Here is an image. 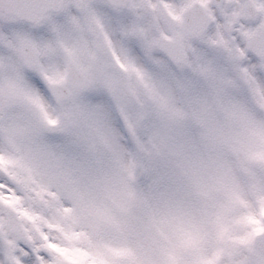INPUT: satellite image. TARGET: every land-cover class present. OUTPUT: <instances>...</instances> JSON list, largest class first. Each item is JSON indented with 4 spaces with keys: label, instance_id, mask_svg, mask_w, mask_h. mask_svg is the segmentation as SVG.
<instances>
[{
    "label": "snow or ice",
    "instance_id": "1",
    "mask_svg": "<svg viewBox=\"0 0 264 264\" xmlns=\"http://www.w3.org/2000/svg\"><path fill=\"white\" fill-rule=\"evenodd\" d=\"M0 264H264V0H0Z\"/></svg>",
    "mask_w": 264,
    "mask_h": 264
}]
</instances>
